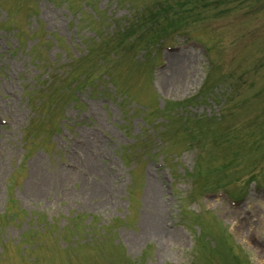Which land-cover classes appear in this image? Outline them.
Instances as JSON below:
<instances>
[{
  "label": "rangeland",
  "instance_id": "374dc122",
  "mask_svg": "<svg viewBox=\"0 0 264 264\" xmlns=\"http://www.w3.org/2000/svg\"><path fill=\"white\" fill-rule=\"evenodd\" d=\"M0 264H264V0H0Z\"/></svg>",
  "mask_w": 264,
  "mask_h": 264
},
{
  "label": "bare ground",
  "instance_id": "6f19581e",
  "mask_svg": "<svg viewBox=\"0 0 264 264\" xmlns=\"http://www.w3.org/2000/svg\"><path fill=\"white\" fill-rule=\"evenodd\" d=\"M152 225L155 228H161L162 231H166V229L163 226H160V221L157 218H154V220L152 221Z\"/></svg>",
  "mask_w": 264,
  "mask_h": 264
}]
</instances>
